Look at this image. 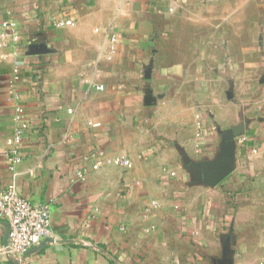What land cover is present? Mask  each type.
Instances as JSON below:
<instances>
[{"label":"crops","instance_id":"obj_1","mask_svg":"<svg viewBox=\"0 0 264 264\" xmlns=\"http://www.w3.org/2000/svg\"><path fill=\"white\" fill-rule=\"evenodd\" d=\"M258 1L239 42L238 0H0V33L19 36L0 47V188L47 204L52 235L20 256L0 221V264H218L225 246L231 264H264V94L238 95L253 83L239 58L253 72L264 51ZM240 124L231 174L192 183L184 158L214 160ZM115 157L130 165L94 169Z\"/></svg>","mask_w":264,"mask_h":264},{"label":"built area","instance_id":"obj_2","mask_svg":"<svg viewBox=\"0 0 264 264\" xmlns=\"http://www.w3.org/2000/svg\"><path fill=\"white\" fill-rule=\"evenodd\" d=\"M53 26L61 29L74 26L71 19L53 20ZM0 47L4 46L7 39L17 43L19 36L15 32V25L10 21L1 24ZM116 37L112 36L110 44L114 45ZM16 127L12 135L6 140L8 162L13 167L21 162L20 147L29 124L24 120L21 109L16 110ZM247 137H238V143L244 144ZM103 165L128 167L129 161L122 157L105 158L96 162L94 169ZM79 177H82L79 174ZM0 221L8 224V251L20 256L29 250L38 248L42 243L52 238L49 221L50 211L47 204H32L20 197L12 187L0 188Z\"/></svg>","mask_w":264,"mask_h":264},{"label":"water","instance_id":"obj_3","mask_svg":"<svg viewBox=\"0 0 264 264\" xmlns=\"http://www.w3.org/2000/svg\"><path fill=\"white\" fill-rule=\"evenodd\" d=\"M46 51L41 46H34L33 54L39 55ZM153 100L149 99L147 105H151ZM244 133V124L232 127L224 132H220V148L216 158L212 161L191 162L184 158V167L191 174V181L194 184H202L208 187H215L227 178L233 171L235 160V139ZM7 228L8 224L6 223ZM8 235V231H7ZM46 242H51V239ZM44 243L41 244L43 246ZM218 264H231L228 257V248H223L222 257Z\"/></svg>","mask_w":264,"mask_h":264},{"label":"rangeland","instance_id":"obj_4","mask_svg":"<svg viewBox=\"0 0 264 264\" xmlns=\"http://www.w3.org/2000/svg\"><path fill=\"white\" fill-rule=\"evenodd\" d=\"M239 1V5H241L239 7V12H238V20H239V42L241 41V35H240V30H242L241 28V24L240 21L243 17H245L247 15L246 10H244V7L247 5L245 3L246 0H238ZM254 5H258L260 6L259 8L261 10H264V0H259L256 3H252L250 5H248L247 7H253ZM263 20H264V13H263ZM263 30L260 31V36L258 38V43H262L264 44V23H263ZM239 79L240 80H244L245 78H252L253 79V83H241L239 84V89H238V95L241 96V98H243V96H246L247 93L250 92L251 87H252V93L253 96L255 98H258L257 96H260L261 94H264V51L262 52V59H261V65L259 68H256L253 70V72L249 71L248 69H246L245 67H242V61L239 58ZM248 88V90H247ZM264 96V95H263Z\"/></svg>","mask_w":264,"mask_h":264}]
</instances>
